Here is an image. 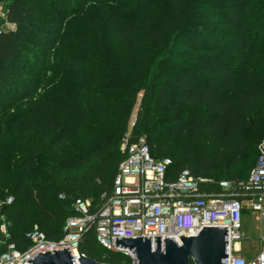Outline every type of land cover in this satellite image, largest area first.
Instances as JSON below:
<instances>
[{
    "label": "trees",
    "instance_id": "trees-1",
    "mask_svg": "<svg viewBox=\"0 0 264 264\" xmlns=\"http://www.w3.org/2000/svg\"><path fill=\"white\" fill-rule=\"evenodd\" d=\"M146 1L71 0V11L74 12L69 20L75 16L88 19L111 13L113 34L123 46L132 47L134 73L122 79L119 101L111 99L110 89L104 92L106 103L100 116L105 126L70 148L62 145L71 127L65 124L61 135L54 140V149L49 151L47 145L39 155L45 170L40 171L36 187L18 202H15L14 195H9L12 202L1 206L0 211L9 223L10 241L19 249L28 246L24 234L34 223L49 239L56 240L63 235L66 219L76 215L72 207L76 199H89L95 206L100 203L101 196L111 190L122 159L120 143L129 130L138 93L130 138L136 140L143 136L154 158L170 159L168 179L174 180L182 170L188 169L195 175L232 182L238 187L254 165L256 145L261 139L255 143L238 130L239 115L246 112L248 102L259 92L258 87L252 85L254 75L245 78L235 99H220L217 92L225 89L227 84L215 76L222 74L227 78L232 73L214 56L217 48L232 44V37L227 34L229 31L238 32L234 47L242 49L246 47L251 28L259 25L257 35L261 33L264 29V0H168L170 15L167 25L132 29L122 24L119 15L139 12ZM43 4L44 0L5 2L7 19L16 24V29L0 34V132L10 120L37 110L45 100V97L21 98L12 102L10 107L4 106L6 100L12 99V90L24 85L17 74L27 66L34 71L40 70L37 63L43 57V50L50 45V40L42 35L49 27L37 21ZM50 4L54 6V0H50ZM55 4L67 12V0H55ZM191 24L202 27L195 29ZM70 28L59 31L52 46L56 63L46 59L48 89L56 83L70 86L79 66V63H71L60 69L68 62L64 51L68 47ZM199 72L207 73V78L199 77ZM187 105H203L208 116L187 118L184 114ZM114 120L117 121L113 123ZM59 121V110H54V114H48L41 124L50 128ZM195 129L206 130L214 144L231 152L226 165L214 166L206 155L198 154L189 146H176L172 140V136ZM205 189L216 190V187ZM8 208L11 209L9 213L6 212ZM78 250L98 262L130 264L129 258L121 253L102 257L104 251L97 244L92 227L81 234Z\"/></svg>",
    "mask_w": 264,
    "mask_h": 264
},
{
    "label": "rangeland",
    "instance_id": "rangeland-1",
    "mask_svg": "<svg viewBox=\"0 0 264 264\" xmlns=\"http://www.w3.org/2000/svg\"><path fill=\"white\" fill-rule=\"evenodd\" d=\"M6 1L0 0V3L5 5ZM67 2V12H64L63 8L55 4V0L54 6L50 4V0H44L37 21L49 27L42 35L50 40V45L43 50V57L37 63L40 70L34 71L27 66L17 74L24 85L12 90V99L4 103L5 107H10L12 102H18L21 98L45 97L37 110L10 120L0 132V203L11 194L16 197L15 202H18L20 197L26 198L28 191L36 187L40 171L45 170L41 166L39 155L45 151L47 145L50 147L49 151L54 149V140L61 135L64 127L71 125L62 145L71 148L72 145H79L86 135L105 126L100 116L106 103L104 92L110 89L111 99L119 101L123 90L122 79L134 73L135 55L130 54L132 47L123 46L113 34L111 13L94 15L88 19L75 16L73 20H69L74 11H71V0ZM169 15L168 0H147L139 12L121 14L119 19L122 24L132 29L146 25L153 29L167 25ZM68 26L71 28L64 54L70 63L65 62L60 69L65 65H72L71 63H79V66L74 71L70 86L64 87L56 83L48 89L46 78L49 72L46 59L56 63L52 46L59 31ZM191 26L195 29L202 27L195 24ZM257 27L259 25L248 32L245 49L234 47L239 35L237 31L227 32L232 37V44L217 48L214 56L232 73L227 78L222 74L215 76V79H223L227 84L225 89L217 92L220 99H235L240 94L245 78L254 75L252 85L257 86L259 92L248 102L246 112L239 115L238 130L255 143L264 138V29L257 35ZM206 74L199 72L197 75L207 78ZM139 96L140 93L133 106L131 119L134 118ZM54 110H59L60 121L56 126L45 128L41 121L48 114H54ZM184 111L187 118L208 116L203 105H187ZM172 140L176 146H189L198 154L206 155L214 166L226 165L231 158V152L214 144L211 136L203 129L172 136ZM10 211V208L6 209L7 213ZM242 225L247 238L240 241L242 253L252 255L260 244V219L251 214L242 216ZM33 226L40 228L34 223L28 229Z\"/></svg>",
    "mask_w": 264,
    "mask_h": 264
},
{
    "label": "built area",
    "instance_id": "built-area-1",
    "mask_svg": "<svg viewBox=\"0 0 264 264\" xmlns=\"http://www.w3.org/2000/svg\"><path fill=\"white\" fill-rule=\"evenodd\" d=\"M16 24L7 19V10L0 3V34L14 31ZM129 130L122 137V159L111 190L92 206L89 199H76L72 207L76 215L66 219L63 235L49 239L33 226L24 234L28 246L19 249L10 241L9 223L0 211V264H30L37 253L68 248L73 263L78 264V241L92 227L95 240L103 249L102 257L121 253L137 264L134 255L115 246V237H172L181 245L179 236H195L202 227H227L226 264H264V139L256 145V159L247 178L236 187L232 182L182 170L174 180L167 178L169 158H154L143 136L130 138ZM215 186L216 190H206ZM8 196L0 203L8 205ZM244 211L260 219V244L250 258L240 255L235 244L244 241L242 216ZM79 252V253H78Z\"/></svg>",
    "mask_w": 264,
    "mask_h": 264
},
{
    "label": "water",
    "instance_id": "water-1",
    "mask_svg": "<svg viewBox=\"0 0 264 264\" xmlns=\"http://www.w3.org/2000/svg\"><path fill=\"white\" fill-rule=\"evenodd\" d=\"M181 245L172 237H115V246L127 248L137 264H226L227 227H202L195 236H179ZM78 250V249H77ZM79 253V252H78ZM30 264H75L68 248L37 253ZM78 264H109L79 254Z\"/></svg>",
    "mask_w": 264,
    "mask_h": 264
},
{
    "label": "crops",
    "instance_id": "crops-1",
    "mask_svg": "<svg viewBox=\"0 0 264 264\" xmlns=\"http://www.w3.org/2000/svg\"><path fill=\"white\" fill-rule=\"evenodd\" d=\"M246 215L248 216L249 214H248L246 211H244V213H243V217L246 216ZM256 218L258 219V217H256ZM235 248H237V249L240 250V252H239L240 255L244 256L245 258H250V257L253 255L254 251L258 248V246H257V247L255 248V250L253 251L252 255H251L250 253H249V255L246 254V253H242L241 242L236 243V244H235Z\"/></svg>",
    "mask_w": 264,
    "mask_h": 264
}]
</instances>
